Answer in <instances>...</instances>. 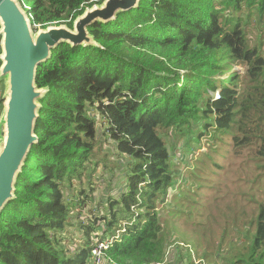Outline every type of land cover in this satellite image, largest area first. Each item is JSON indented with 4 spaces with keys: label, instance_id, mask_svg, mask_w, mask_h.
Instances as JSON below:
<instances>
[{
    "label": "trees",
    "instance_id": "trees-1",
    "mask_svg": "<svg viewBox=\"0 0 264 264\" xmlns=\"http://www.w3.org/2000/svg\"><path fill=\"white\" fill-rule=\"evenodd\" d=\"M20 1L37 31L72 28L86 7L104 0ZM88 32L96 47L60 44L38 68L36 85L48 92L37 143L0 212V264H88L93 245L106 241L101 253L110 263L162 264L166 246L161 237L153 242L161 231L156 202L175 180L165 130L184 139L194 129L192 138L225 143L216 156L222 162L209 167L217 175L231 157L264 169V0H139ZM98 123L126 158L123 176L103 199V213L93 207L79 221L94 198L83 189L82 199L65 192L95 174ZM257 204L251 247L239 264H264V200ZM118 219L121 228L110 230ZM77 231L80 243L70 247Z\"/></svg>",
    "mask_w": 264,
    "mask_h": 264
},
{
    "label": "rangeland",
    "instance_id": "rangeland-1",
    "mask_svg": "<svg viewBox=\"0 0 264 264\" xmlns=\"http://www.w3.org/2000/svg\"><path fill=\"white\" fill-rule=\"evenodd\" d=\"M232 70L243 73L241 67ZM3 89L0 83V98ZM218 93L216 91L213 97ZM104 127L97 124L95 174L82 185L74 182L72 189L65 192L82 199L84 194L78 192L83 189L94 198V202L82 207L83 211L77 217L79 221L89 219L93 207H99L103 213V199L115 193L123 176L126 158L116 151L114 143L104 134ZM170 130H165L162 138L168 145L175 180L167 194L156 202L157 223H160L157 227L161 231H155L153 240L155 243L156 238L161 237L166 246L162 264H239L238 260L246 258L251 247L259 213L257 203L264 200V169L258 170L252 163L243 165L239 159L231 157L224 163L222 174L217 175L215 169L209 167L216 159L222 162L216 156L225 143L209 142L210 135H204L200 141L192 138L194 129L184 139ZM111 167H114L113 171H110ZM258 176L261 178L256 182ZM90 187L94 188L92 193ZM121 224L122 220L118 219L110 230L120 229ZM72 233L68 241L70 247L71 242L79 245L82 235L78 231ZM104 259H107L105 255L102 256ZM92 262L89 258L88 264ZM102 264L115 263L107 259Z\"/></svg>",
    "mask_w": 264,
    "mask_h": 264
},
{
    "label": "water",
    "instance_id": "water-1",
    "mask_svg": "<svg viewBox=\"0 0 264 264\" xmlns=\"http://www.w3.org/2000/svg\"><path fill=\"white\" fill-rule=\"evenodd\" d=\"M139 0H104L86 7L72 28L49 26L33 31L20 0H0V212L14 197L17 177L33 144L35 124L46 88L36 85L40 65L51 59L60 44L96 47L88 27L114 20L119 12L138 5Z\"/></svg>",
    "mask_w": 264,
    "mask_h": 264
},
{
    "label": "built area",
    "instance_id": "built-area-1",
    "mask_svg": "<svg viewBox=\"0 0 264 264\" xmlns=\"http://www.w3.org/2000/svg\"><path fill=\"white\" fill-rule=\"evenodd\" d=\"M102 248H104V245L102 246ZM92 250V264H102L106 259L102 260L101 247L99 246V244H97L96 246L93 245Z\"/></svg>",
    "mask_w": 264,
    "mask_h": 264
},
{
    "label": "bare ground",
    "instance_id": "bare-ground-1",
    "mask_svg": "<svg viewBox=\"0 0 264 264\" xmlns=\"http://www.w3.org/2000/svg\"><path fill=\"white\" fill-rule=\"evenodd\" d=\"M108 243H109V242L106 241L105 244H100L101 250H102V249H106L107 246H108ZM103 245H104V248H102ZM93 250H94V249H93ZM93 250H92V251H93ZM91 255H92V252H91ZM102 256H104V255L102 254ZM91 258H92V257H91Z\"/></svg>",
    "mask_w": 264,
    "mask_h": 264
}]
</instances>
